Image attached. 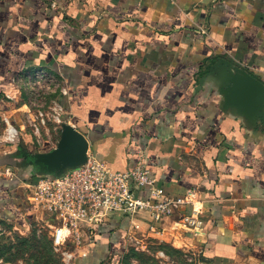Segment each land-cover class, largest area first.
<instances>
[{"label": "crops", "instance_id": "1", "mask_svg": "<svg viewBox=\"0 0 264 264\" xmlns=\"http://www.w3.org/2000/svg\"><path fill=\"white\" fill-rule=\"evenodd\" d=\"M39 70L59 81L61 118L88 140V155L114 172L141 157L169 195L197 193L158 223L112 215L74 264L121 257L130 238L187 250L199 264H264V117L224 98L235 70L264 83V0H0V103ZM16 112L0 105L4 119ZM13 151L0 155V170L17 173H0V220L26 231L30 170L12 165ZM192 209L203 217L197 232L180 224Z\"/></svg>", "mask_w": 264, "mask_h": 264}, {"label": "built area", "instance_id": "2", "mask_svg": "<svg viewBox=\"0 0 264 264\" xmlns=\"http://www.w3.org/2000/svg\"><path fill=\"white\" fill-rule=\"evenodd\" d=\"M4 121L8 124L5 139L13 141L17 130L8 118ZM0 173L17 178L16 170L10 167ZM21 186L33 215L30 224L35 225L37 234L42 230L48 233L66 264H73L82 250L94 245L96 227L112 215L147 213L158 223L197 198L194 190L169 195L141 157L131 170L114 172L104 161L88 155L85 164L74 170L57 177H29ZM180 224L183 229L200 231L204 224L201 210L182 213ZM150 229L159 232L158 228Z\"/></svg>", "mask_w": 264, "mask_h": 264}, {"label": "rangeland", "instance_id": "3", "mask_svg": "<svg viewBox=\"0 0 264 264\" xmlns=\"http://www.w3.org/2000/svg\"><path fill=\"white\" fill-rule=\"evenodd\" d=\"M29 74L18 84L20 95L0 103L17 110L13 115L8 114L9 123L17 130L13 141L5 139L8 124L0 114V155L15 150L20 144H24L30 154L49 152L59 140L61 125L66 123L55 102L59 81L40 70ZM14 115L19 126L13 120ZM28 226L26 231H19L0 220V264H66L45 231L38 236L34 233L35 225L28 223ZM42 236L46 237L43 246L39 243ZM160 243L150 238L139 239V242L130 240L121 257L107 259L104 264H199L198 258L187 250L177 249L183 252L180 257L171 250L176 248L168 243H162V248Z\"/></svg>", "mask_w": 264, "mask_h": 264}, {"label": "water", "instance_id": "4", "mask_svg": "<svg viewBox=\"0 0 264 264\" xmlns=\"http://www.w3.org/2000/svg\"><path fill=\"white\" fill-rule=\"evenodd\" d=\"M226 82L227 86L224 89L226 106L236 107L250 117H264L263 82L242 70L229 73ZM19 147L26 148L24 144H20ZM88 149L89 143L85 136L72 125L63 123L59 140L49 152L30 154L26 151L20 153L17 151L7 155V158H14L18 154L22 159L12 165L20 169H29L30 177H57L85 164Z\"/></svg>", "mask_w": 264, "mask_h": 264}, {"label": "trees", "instance_id": "5", "mask_svg": "<svg viewBox=\"0 0 264 264\" xmlns=\"http://www.w3.org/2000/svg\"><path fill=\"white\" fill-rule=\"evenodd\" d=\"M17 151H19V153L20 152H22V151H25V148H23V147H19V146H17V148L13 151V152H17ZM12 152V153H13ZM20 155V154H19ZM15 158L16 159H18L19 158V160L20 159H22L21 157H19L18 156V154L15 156ZM19 171H22L20 168H17ZM24 176V175H23ZM30 177V176H29ZM34 233L36 234V235H38L37 234V230L36 229H34ZM43 233V232H42ZM45 234L47 235V237L49 238V236H48V233L45 231ZM39 236V235H38ZM43 238L42 239H40L39 240V243L43 246L44 245V241L46 240V237L45 236H42ZM49 240H50V238H49ZM50 242H51V240H50ZM52 244V243H51ZM159 247H162L163 248V245H162V243H160L159 244ZM160 249V248H159ZM174 253H176L177 255H179L180 257L181 256H183V252L182 251H180V250H177V249H171ZM134 252V254H135V252L136 251H133Z\"/></svg>", "mask_w": 264, "mask_h": 264}]
</instances>
